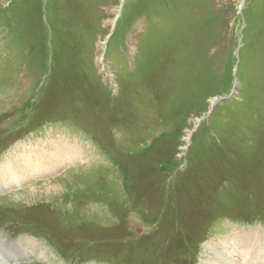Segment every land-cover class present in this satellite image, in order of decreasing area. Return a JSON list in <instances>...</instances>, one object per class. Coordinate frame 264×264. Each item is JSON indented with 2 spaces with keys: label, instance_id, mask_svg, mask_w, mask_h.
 <instances>
[{
  "label": "rangeland",
  "instance_id": "1",
  "mask_svg": "<svg viewBox=\"0 0 264 264\" xmlns=\"http://www.w3.org/2000/svg\"><path fill=\"white\" fill-rule=\"evenodd\" d=\"M5 164L0 264H264V0H0Z\"/></svg>",
  "mask_w": 264,
  "mask_h": 264
},
{
  "label": "trees",
  "instance_id": "2",
  "mask_svg": "<svg viewBox=\"0 0 264 264\" xmlns=\"http://www.w3.org/2000/svg\"><path fill=\"white\" fill-rule=\"evenodd\" d=\"M131 176V175H130ZM133 177H131V179L135 180L136 179H141L139 176H135L132 175ZM138 200V198H137ZM138 205V201H134L132 203H130V205H125L123 208V210L119 211V212H112V214L114 215V220H113V224L116 227L114 229L113 232H118L119 230L121 231V234H118L117 236H119L118 238L113 237V236H107L105 234L100 235L97 238H92L89 240H85L87 241L90 245H116L119 247H123L124 243L129 242V243H137L140 242L141 243V249H143V253H150L151 255H154L156 252H158L159 250H161V248H166L167 252L163 255H161V263H157V260L154 261L155 264H171V261H173L174 259H177L178 257H183L184 260H181V264H195L194 261H196V256L194 255L195 250L198 248V243L200 242L199 239H188L182 240L181 245L178 246V248H174L172 243H169L168 245H166L164 247V243L161 241L150 244L149 240H144L141 238L138 239V237H134L131 235H127V233L129 232L128 228H127V219H128V213L129 210L131 208L137 207ZM182 223V227L184 228V222H182V220H179ZM118 227V228H117ZM167 229H171L173 227V224H171V226H164ZM159 229L160 227H158L156 230H154V232L157 233V235L159 234ZM127 231V232H126ZM204 231V229L195 231L196 236L201 235V233ZM180 233V232H178ZM84 241H81V243H83ZM192 242H194V244H192ZM99 247V246H98ZM94 253V252H92ZM91 252H87L85 255L87 256L86 259H92V258H98V259H106L109 262H114L116 264H122L125 263V259L123 258V256H118L117 254H109L107 256H101V255H97L96 253V257H93ZM160 253V251L158 252V254ZM161 254V253H160ZM152 260L150 261V264H152L154 259H149ZM186 263H182V261H185ZM176 262V261H173Z\"/></svg>",
  "mask_w": 264,
  "mask_h": 264
},
{
  "label": "bare ground",
  "instance_id": "3",
  "mask_svg": "<svg viewBox=\"0 0 264 264\" xmlns=\"http://www.w3.org/2000/svg\"><path fill=\"white\" fill-rule=\"evenodd\" d=\"M45 153V152H44ZM62 153V152H61ZM43 154V153H42ZM58 154V153H57ZM31 157V156H30ZM25 158V157H24ZM34 158V157H33ZM37 157H35L36 159ZM27 159V158H25ZM32 159V157H31ZM56 160H61V158H56ZM26 161V160H25ZM28 161V160H27ZM16 163V162H15ZM23 163V162H22ZM34 163V162H33ZM11 164V163H10ZM26 164V163H25ZM13 165V164H12ZM33 165V164H32ZM65 167V166H64ZM31 167H29V165L27 167H23V169H19V168H14V167H10V165L5 164L4 166L0 167V175L4 178H6L10 183H18L21 180L26 178V175L28 176L29 174H27V172ZM29 169V170H28ZM28 170V171H27ZM31 172V171H30ZM39 173V172H38ZM31 174V173H30ZM31 177V176H30ZM28 179V178H27ZM1 180V179H0ZM5 180V179H4ZM30 180V179H29ZM2 182V181H1ZM4 185L6 186H11L8 182L4 183ZM3 185V186H4ZM1 188V187H0ZM5 188V187H4ZM223 244V243H222ZM225 244V241H224ZM227 244V243H226ZM237 246V245H236ZM38 248V247H37ZM234 263V262H233Z\"/></svg>",
  "mask_w": 264,
  "mask_h": 264
},
{
  "label": "water",
  "instance_id": "4",
  "mask_svg": "<svg viewBox=\"0 0 264 264\" xmlns=\"http://www.w3.org/2000/svg\"><path fill=\"white\" fill-rule=\"evenodd\" d=\"M212 111V110H211Z\"/></svg>",
  "mask_w": 264,
  "mask_h": 264
}]
</instances>
